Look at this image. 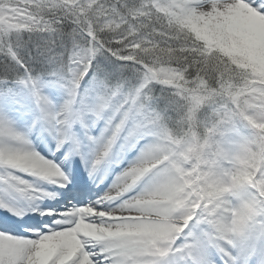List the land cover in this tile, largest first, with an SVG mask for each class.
Listing matches in <instances>:
<instances>
[{"label":"snow or ice","instance_id":"1","mask_svg":"<svg viewBox=\"0 0 264 264\" xmlns=\"http://www.w3.org/2000/svg\"><path fill=\"white\" fill-rule=\"evenodd\" d=\"M0 264H264V0H0Z\"/></svg>","mask_w":264,"mask_h":264}]
</instances>
